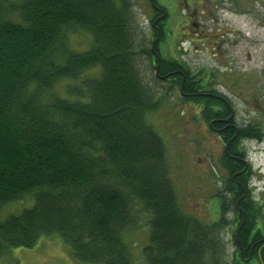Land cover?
I'll return each mask as SVG.
<instances>
[{"label":"trees","instance_id":"trees-1","mask_svg":"<svg viewBox=\"0 0 264 264\" xmlns=\"http://www.w3.org/2000/svg\"><path fill=\"white\" fill-rule=\"evenodd\" d=\"M138 9L136 0H0V210L29 203L0 220V253L58 234L81 262L138 264L126 237L145 214L141 264H249L227 259L223 235L242 221L227 196L235 161L222 156L229 174L227 188L217 187L215 221L188 215L178 201L165 143L147 115L181 77L166 90L169 61L156 71L151 52L159 11L150 9L148 34ZM163 24L156 26L165 34ZM81 33L90 36L85 50L70 43ZM197 101L207 123L217 101ZM239 128L240 142L262 136ZM243 209L236 250L248 248L264 217L255 203Z\"/></svg>","mask_w":264,"mask_h":264},{"label":"rangeland","instance_id":"rangeland-1","mask_svg":"<svg viewBox=\"0 0 264 264\" xmlns=\"http://www.w3.org/2000/svg\"><path fill=\"white\" fill-rule=\"evenodd\" d=\"M136 2L140 6L138 12L143 24L148 27L146 31L149 34L152 14L149 0H136ZM157 2L165 13H168L169 20L164 24L165 29L168 30L173 26L174 31H177L180 26L178 15L183 14L188 17L181 31L192 35L194 32L189 22L192 25L197 22L206 33L213 36L217 34L215 38L220 37L221 46H219L223 51L218 58L210 55L214 51L212 47L217 48V43L211 42L210 47L201 48L199 51H194L195 47L184 43L183 50H186L181 53V59L188 61L190 67H192L191 64L206 66L207 72L211 75L210 79L214 80V83L230 81L231 73L234 80L239 78V81L243 80L246 75H258L256 88L260 89V92L264 89V0H157ZM203 6L204 8L201 9ZM175 42V39L169 41L170 49L176 47ZM70 43L71 46L78 48L77 50H85L90 45V36L82 33L76 34L70 39ZM158 51L160 56H166L164 43L159 45ZM215 65L218 66L217 70L214 68ZM92 72L94 71H87L86 75ZM244 80L241 86L250 87L252 80L250 78ZM166 84L169 85L167 82ZM221 85L222 91H228L224 83ZM165 88L167 90V86ZM242 92L245 93V90ZM244 93L237 92V89L232 93L231 89V99L237 113L236 122L244 123L246 118L253 116L252 120L258 122L256 125L258 129L260 127L261 132H264V124H262L264 118L257 112L255 113L252 106L247 108V105L243 103ZM165 95H167L165 98L169 96L170 99L164 101L158 110L149 113L147 118L165 143L170 177L175 185L182 209L202 222L211 223L220 217L219 200L215 194L218 193L217 187L222 185L220 180L224 178L219 167L221 161L219 142L216 141V135L209 133L207 125L200 121V116L195 109L179 102L174 92L168 91ZM245 142L244 151L252 163V171H256L257 180L261 179L255 182L252 180L251 184L254 197L258 198L257 202L260 203L264 214V136L260 140ZM27 206L29 203L21 201L4 207L0 210V220L9 213H17ZM148 219L147 215H142L136 230L126 237V244L129 246L134 261L138 264L142 263L141 250L147 242ZM236 222H238L237 219H235V224ZM257 222L264 227V217L257 219ZM235 229L236 226L232 224L227 230H223L229 261H231L230 257L238 255L234 244ZM138 258L140 261L137 260ZM0 264L91 263L76 259L62 238L58 234H51L41 236L33 247L6 249L4 253H0ZM249 264L258 263L251 260Z\"/></svg>","mask_w":264,"mask_h":264},{"label":"flooded vegetation","instance_id":"flooded-vegetation-1","mask_svg":"<svg viewBox=\"0 0 264 264\" xmlns=\"http://www.w3.org/2000/svg\"><path fill=\"white\" fill-rule=\"evenodd\" d=\"M203 8L204 6L201 7V9ZM157 11H159L158 12L159 14L153 18V23H152L153 26L156 27V29L158 28L156 24L158 22H161L162 18L167 17L165 11L161 7H158ZM163 13L165 15H163L162 18L159 20V17ZM188 15H189V11H188ZM178 16L183 21L187 19L186 17H188L186 15L185 16L178 15ZM196 23L192 25V23L189 22V24L191 25L190 28L194 33H192V35H189L188 33L182 32L178 36V38H176L175 48L170 49L169 42L168 41L165 42V44L167 42L168 43L166 44L167 54L166 56H164V59L169 62L174 60L176 65L169 64L168 62L166 65L168 66L167 68H169V71L167 72L166 75L162 77H164L163 79L169 84L168 86H171V84L174 81L171 78L173 77V75L176 74L181 77V83L179 85V88H177L176 86L175 90L173 91H177V95L180 96L183 99V101L189 103L191 107L197 108L198 114L202 112L203 106L201 105V103L197 101V98L208 97L217 101V104L213 105L214 109L211 111L214 117L210 119L207 123L206 122L205 123L207 125L208 131H210L209 133L216 135V141L219 142L218 147L220 149L221 158L223 155H226L229 159L236 162L233 164L232 167L233 169H231L232 174L230 176V179L233 182V185H230V187L234 189V191H230V190L227 191L228 192L227 196L229 198H236V202H235L236 211L238 214L242 215L241 218H245V212L243 208L249 210L253 205L252 191L248 185V178L251 168H250V164L245 158V155L242 152L241 149V146L243 145L242 142H240V140L238 141V139H235V137L239 134V130H240L239 127H241V130L242 128L244 129L245 127L247 128L248 126H252V127L254 126L258 129V127L256 126L258 125V122L252 120L253 116L246 118V120L243 121L244 123L236 122L237 113L233 105V100L231 99V89H232V93L235 89H237V92H240L242 94L244 93L242 91L245 90L244 93L245 97L243 99V103L247 105V108L248 107L251 108L252 106L254 112L255 113L257 112L258 115H261L262 118H264V89L260 92V89L256 88L258 82V75L256 76L246 75V77H243L244 79L250 78L252 80L251 86L247 87V86H241L242 82H245L244 79L239 81V78H236L234 80V76L231 73L230 81L228 82L221 81V83H224V85L228 88V91L226 92L222 91V85L220 82L218 83L216 81L215 84L214 80L211 81L210 79L211 75L209 74V72H207L208 69L206 66L202 64L200 66L191 64L192 67H190L188 65V61L182 60L181 53H183L184 51L183 50L184 41H188L189 45L195 47L194 51H199L201 48L204 49V47H210L209 44L211 42L217 43L218 44L217 48L212 47L214 51H212L211 52L212 54H210L211 56L214 57L217 56V58L218 55L221 54V52L223 51L220 48L221 45L219 44L220 37L215 38L216 36H218L217 34L213 36L209 33H206L203 27H200L199 24ZM161 33L162 32H159L157 30V36L159 41L161 39V35H163V33L162 34ZM155 37L156 35L153 34V36H151V39L152 38L154 39ZM152 56H153L152 61L155 63L156 60L153 53ZM176 56H179L180 60H178L179 57L177 58ZM161 58L162 57L160 56V63L158 64L159 66L161 64ZM175 66L178 69L174 70ZM214 68L217 70L218 66L215 65ZM226 70L229 69L226 68ZM253 72L255 71L253 70ZM202 122L204 123L203 120ZM235 124L237 125L234 126ZM262 124H264V122ZM231 128H233L235 131L233 136H229V134H227V132ZM219 167L223 172L224 177L227 178L229 174V169H227V167L224 166L221 163V161ZM226 183L228 182H226L225 180L223 182V186L227 188ZM246 243L248 248H246V245L242 246L240 243H238V248H237L238 255L241 257V259L247 262L251 260H255L257 262L258 261L263 262L262 255H264V230L261 229L259 235L254 240H253V234H249Z\"/></svg>","mask_w":264,"mask_h":264},{"label":"water","instance_id":"water-1","mask_svg":"<svg viewBox=\"0 0 264 264\" xmlns=\"http://www.w3.org/2000/svg\"><path fill=\"white\" fill-rule=\"evenodd\" d=\"M156 38H158V36L156 37ZM157 40V39H156ZM156 40L153 42V44H152V50L154 51V44H155V42H156ZM154 55L157 57V55H156V52H154ZM159 59V58H158ZM242 224V223H241Z\"/></svg>","mask_w":264,"mask_h":264},{"label":"bare ground","instance_id":"bare-ground-1","mask_svg":"<svg viewBox=\"0 0 264 264\" xmlns=\"http://www.w3.org/2000/svg\"><path fill=\"white\" fill-rule=\"evenodd\" d=\"M211 21V20H210ZM237 100V99H236ZM230 242V241H229ZM232 247V246H231Z\"/></svg>","mask_w":264,"mask_h":264}]
</instances>
